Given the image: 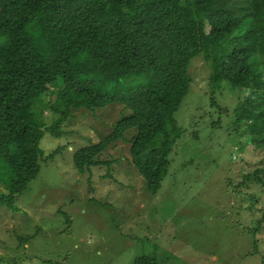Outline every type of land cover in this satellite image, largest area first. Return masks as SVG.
Listing matches in <instances>:
<instances>
[{"label":"trees","instance_id":"trees-1","mask_svg":"<svg viewBox=\"0 0 264 264\" xmlns=\"http://www.w3.org/2000/svg\"><path fill=\"white\" fill-rule=\"evenodd\" d=\"M198 54L209 63L210 92L222 82L248 89L233 109L235 124L243 122L246 143L264 147V0H0V206L13 207L39 159L56 152L44 156L39 147L46 131L60 135L72 109L110 103L129 112L101 140L76 149L74 167L102 163L95 157L132 131L129 161L156 193L184 133L174 113ZM52 86L55 96L45 101ZM43 110L55 115L49 126ZM261 174L264 165L234 186L264 189ZM256 224L264 225V210Z\"/></svg>","mask_w":264,"mask_h":264},{"label":"rangeland","instance_id":"rangeland-1","mask_svg":"<svg viewBox=\"0 0 264 264\" xmlns=\"http://www.w3.org/2000/svg\"><path fill=\"white\" fill-rule=\"evenodd\" d=\"M188 73V91L174 113L184 133L156 193L129 161L132 131L95 157L102 163L77 171L73 152L101 140L129 111L119 103L72 109L60 135L46 131L39 140L44 156L56 152L39 159L37 175L13 207L0 206V264H134L137 258L151 264H264V225L256 227L264 189L252 182L234 186L264 165V147L246 143L248 132L233 115L248 89L222 82L210 92L202 54L191 59ZM57 87L43 99H52ZM54 118L43 110L46 126Z\"/></svg>","mask_w":264,"mask_h":264}]
</instances>
